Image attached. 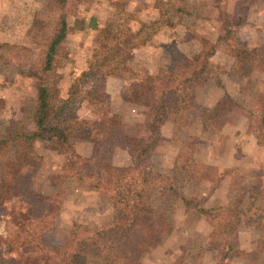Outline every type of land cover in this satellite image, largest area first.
I'll return each mask as SVG.
<instances>
[{
  "label": "rangeland",
  "instance_id": "374dc122",
  "mask_svg": "<svg viewBox=\"0 0 264 264\" xmlns=\"http://www.w3.org/2000/svg\"><path fill=\"white\" fill-rule=\"evenodd\" d=\"M68 1L74 7V16L67 19L70 27L75 23L73 18L84 23L94 18L98 28L80 31L74 25L66 36L62 44L65 60H61V68L50 73L45 80L46 84L55 81L54 89L59 96L66 94L70 79L76 78L86 65L97 46L99 29L106 21L114 22L113 19H122L126 13H131L132 19L127 23L135 30L139 27L138 22L148 24L158 17L155 0ZM181 1L189 15L175 14L169 20V27L157 26L150 42L134 49L127 61L130 69L147 71L153 84L186 71L192 65L195 53L201 50L202 43L211 44L220 32L217 8L234 13L239 4L246 6L242 23L236 30L237 40L249 49L264 48V0ZM52 18L49 0H0V44L18 45L29 51L17 60L6 57L0 62V136L14 120L30 123L34 79L19 75L15 68L32 62L36 54L26 36L34 20L46 22ZM211 59L223 71L206 81L189 84L185 95L200 106L210 107L227 94L236 106L221 112L224 125L219 131L203 129L198 124L177 125L170 121L154 126L161 141L150 156V170L158 180V186L173 181L174 162L193 167L185 180L174 186L178 193L151 192L150 204L164 215L169 233L153 248L158 250L155 253H151L152 249L136 254L141 264H215L218 241L211 236L212 226L191 206L186 207L182 199L201 200L207 209L234 211L228 216L239 219L240 224L233 228V235L237 252L241 253L226 257V264H264V142L257 145L245 133L247 118L238 109L262 106L264 63L261 69L244 77L240 76L235 62L222 48L218 47ZM123 85L122 78L105 76L85 89L86 99L75 106V114L92 125L83 128L77 138H70L68 155L90 156L93 130L100 129L101 121L111 118L121 123L120 129L126 136L145 138V127L154 108L124 98L121 94ZM173 138L179 143L171 141ZM32 154L34 173L29 167H25L23 173H31L30 185L34 192L50 198L55 195L58 204L52 228L45 235L49 246L63 249L77 227L93 228L111 221L114 215L111 205L86 184L69 179L51 183L52 178L61 173L64 161L52 142H36ZM129 162L128 149L113 148V166L123 168ZM4 220L0 221L2 238L6 236ZM218 224L220 226L221 221ZM227 236L229 238V232ZM244 253L249 254L244 257ZM0 264H4L1 259Z\"/></svg>",
  "mask_w": 264,
  "mask_h": 264
},
{
  "label": "trees",
  "instance_id": "16d2710c",
  "mask_svg": "<svg viewBox=\"0 0 264 264\" xmlns=\"http://www.w3.org/2000/svg\"><path fill=\"white\" fill-rule=\"evenodd\" d=\"M49 1L52 20H34L26 35L32 50L36 51L32 62L15 68L19 75L34 79L30 123L14 120L0 136V221L5 219L6 232L5 237H0V259L4 264H141L136 254L149 252L169 233L164 215L150 204L151 192L178 193L174 186L184 181L193 167L174 162L173 181L158 186L159 182L150 170V156L161 141L154 126L170 121L177 125L198 124L203 129L221 130L224 125L221 112L236 106L233 100L224 94L212 106H200L185 95V89L191 83L206 81L223 71L211 59L218 47L233 59L240 76L244 77L261 69L264 48L249 49L237 40L236 30L242 23L246 6L239 4L234 13L217 8L220 32L211 44L202 43L186 71L153 84L147 71H134L127 66L132 51L150 42L157 26L169 27V20L175 14L189 15L181 0H155L157 19L148 24L138 22L139 27L135 30L127 23L132 19L131 13H126L122 19H113L114 22L106 21L99 29L97 46L86 65L76 78L70 79L66 94L59 96L54 89L55 81L46 84L45 80L61 68V60L65 58L62 44L66 36L74 25L80 31L97 30L98 25L94 18H89L87 23L73 18L75 23L70 27L67 19L74 16L72 4L68 0ZM220 1L216 0V3ZM27 51L18 45L0 44V62L6 57L17 60ZM105 76L124 80L121 91L124 98L153 106L152 118L145 127V138L126 136L120 129L121 123L111 118L101 121L100 129L93 130L90 156L68 155L70 138H77L83 128L92 125L76 116L75 106L86 99L85 89ZM238 109L247 118L245 133L261 145L264 142V102L254 109ZM174 140L178 142L171 139ZM36 142H52L64 158L61 173L54 176L51 183L69 179L86 184L103 195L114 211L111 221L105 224L93 228L77 227L63 249L49 246L45 241L57 213L55 195L50 198L34 192L30 185L31 173H23L25 167L35 166L32 147ZM116 147L128 149L130 162L126 167L111 164L112 150ZM182 148H186L185 145ZM34 170L31 169L32 174ZM182 201L212 226L211 236L218 241L215 264H226V257L240 255L233 235V228L240 224L239 219L228 216L234 211L207 209L201 200ZM244 254L246 257L249 253Z\"/></svg>",
  "mask_w": 264,
  "mask_h": 264
},
{
  "label": "crops",
  "instance_id": "0c3cea01",
  "mask_svg": "<svg viewBox=\"0 0 264 264\" xmlns=\"http://www.w3.org/2000/svg\"><path fill=\"white\" fill-rule=\"evenodd\" d=\"M154 250V249H153ZM156 251H158V250H154L153 252H151V253H155ZM150 252V251H149ZM167 263V262H166Z\"/></svg>",
  "mask_w": 264,
  "mask_h": 264
}]
</instances>
